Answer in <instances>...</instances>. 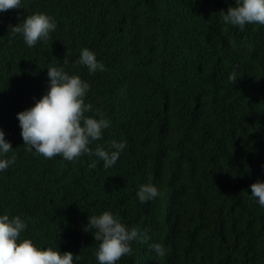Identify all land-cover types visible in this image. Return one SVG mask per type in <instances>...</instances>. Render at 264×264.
I'll return each mask as SVG.
<instances>
[{
	"label": "trees",
	"instance_id": "trees-1",
	"mask_svg": "<svg viewBox=\"0 0 264 264\" xmlns=\"http://www.w3.org/2000/svg\"><path fill=\"white\" fill-rule=\"evenodd\" d=\"M42 3L0 13V129L15 158L0 172V214L21 215L22 238L79 255L74 264H97L99 242L83 228L105 210L129 228H151L116 264H264V207L250 196L264 180V26L223 24L219 12L235 0H56L53 40L29 48L10 26ZM85 47L106 70H66L89 83L85 103L110 121L90 148L127 142L108 169L94 155L69 162L28 151L16 117L45 93L47 68ZM128 56L147 80L123 74ZM149 182L159 195L147 203H157L161 222L171 213L163 234L149 224L154 208L145 213L136 197Z\"/></svg>",
	"mask_w": 264,
	"mask_h": 264
},
{
	"label": "clouds",
	"instance_id": "clouds-1",
	"mask_svg": "<svg viewBox=\"0 0 264 264\" xmlns=\"http://www.w3.org/2000/svg\"><path fill=\"white\" fill-rule=\"evenodd\" d=\"M22 2L23 0H0V13L20 12ZM45 2L46 5L42 3V8L27 4L28 16L20 23L10 26L12 32L19 34L29 48L38 42H48L49 37L53 40L54 35L50 36V33L57 27L54 13L56 5L53 6L56 0ZM219 16L223 24L240 30L246 25L264 26V0H235V6L230 5L226 12L221 10ZM154 27L157 28L155 25ZM69 64L84 66L89 74L106 70L96 54L87 47L80 50L75 61L66 55L60 66L47 68L48 85L45 93L33 106L16 114L24 145L28 151H34L46 159L60 156L71 162L83 155H94L103 162V168H111L125 150L127 142L113 139L107 143V147L97 145L94 151L90 148L93 142L103 139L104 130L110 127V121L102 113L94 111L91 104L85 103L90 85L79 75L70 74L66 70ZM126 65L127 72L123 74L133 82L140 84L148 79L150 74L143 73L140 65L137 66L135 57L130 60L128 56ZM228 79L234 83L238 80L234 72L229 74ZM12 149L11 142L5 139V132L0 129V172L14 164L15 158L7 157ZM90 166L95 167L96 162ZM250 188V196L260 207H264V180H257ZM158 195L157 187L151 182L140 185L136 192L140 203H147ZM143 206L145 213L148 212V207H153L151 212L159 220L156 222L154 216L149 222L152 230L163 234L171 229L169 210H166L167 221L161 222L156 202ZM146 224L148 225L145 223L139 231L135 227L129 228L111 211L105 210L99 215L88 216L83 230L90 232L95 241L99 242L95 253L97 264H116L122 256L132 253L131 242L139 238L140 233L151 234V228L149 230ZM26 229L27 221L21 215L10 217L8 214H0V264H74V260L79 259V255L70 251L61 252L57 245L44 247L29 238H22ZM150 247L158 257L165 256L166 249L162 244L154 243Z\"/></svg>",
	"mask_w": 264,
	"mask_h": 264
}]
</instances>
